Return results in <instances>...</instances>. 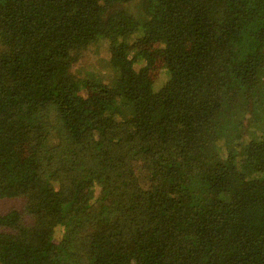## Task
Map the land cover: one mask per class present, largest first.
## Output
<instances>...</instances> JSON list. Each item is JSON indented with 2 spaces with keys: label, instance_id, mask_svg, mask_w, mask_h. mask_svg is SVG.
Returning <instances> with one entry per match:
<instances>
[{
  "label": "trees",
  "instance_id": "16d2710c",
  "mask_svg": "<svg viewBox=\"0 0 264 264\" xmlns=\"http://www.w3.org/2000/svg\"><path fill=\"white\" fill-rule=\"evenodd\" d=\"M0 264H264V0H0Z\"/></svg>",
  "mask_w": 264,
  "mask_h": 264
},
{
  "label": "rangeland",
  "instance_id": "374dc122",
  "mask_svg": "<svg viewBox=\"0 0 264 264\" xmlns=\"http://www.w3.org/2000/svg\"><path fill=\"white\" fill-rule=\"evenodd\" d=\"M92 54V53H91ZM98 59L99 58H96L95 56H88V57H85V62L86 64H89L90 63V67L91 69L95 70V71H100V72H106L104 70V67L101 65L102 63H104L102 60H100L101 63L98 62ZM162 65V62H158L157 65L155 66V70H154V73H156L158 71V68ZM56 237L54 238L55 240L58 239L57 236H58V233L55 235Z\"/></svg>",
  "mask_w": 264,
  "mask_h": 264
}]
</instances>
